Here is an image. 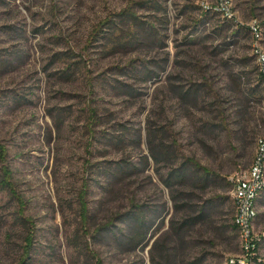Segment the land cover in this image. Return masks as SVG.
Returning a JSON list of instances; mask_svg holds the SVG:
<instances>
[{
  "label": "rangeland",
  "instance_id": "obj_1",
  "mask_svg": "<svg viewBox=\"0 0 264 264\" xmlns=\"http://www.w3.org/2000/svg\"><path fill=\"white\" fill-rule=\"evenodd\" d=\"M226 1L0 0V264H248L264 0Z\"/></svg>",
  "mask_w": 264,
  "mask_h": 264
},
{
  "label": "built area",
  "instance_id": "obj_2",
  "mask_svg": "<svg viewBox=\"0 0 264 264\" xmlns=\"http://www.w3.org/2000/svg\"><path fill=\"white\" fill-rule=\"evenodd\" d=\"M221 11L228 16L226 0H216ZM255 31V30H254ZM258 62L264 65V56L258 55ZM234 187L232 199L234 203V217L232 220L239 239L241 255L245 256L248 264L257 259L259 237L254 235V223L257 219V201L264 193V139L259 140L253 164L247 173L234 176L230 180ZM258 262H262L257 259ZM229 264H241L238 259H230ZM255 264V263H254Z\"/></svg>",
  "mask_w": 264,
  "mask_h": 264
},
{
  "label": "trees",
  "instance_id": "obj_3",
  "mask_svg": "<svg viewBox=\"0 0 264 264\" xmlns=\"http://www.w3.org/2000/svg\"><path fill=\"white\" fill-rule=\"evenodd\" d=\"M247 31H248V30H247ZM258 80H259L260 82L264 83V74H263V73H260V77H259ZM4 175L7 176V177H9V174H8L7 171L4 173ZM205 176L208 177L209 175L206 174ZM171 178H172V175L169 176V178L165 181V183L167 184V183L170 181ZM204 180H205V179H204ZM205 181H207V180H205ZM8 184H9V180H7L6 178H3V179L0 181V186H2V188H7V187H8ZM227 185L230 187V189H231V191H232V190H233V187H234L233 183H232L231 181H228V182H227ZM233 206H234V203H233ZM208 211H210V209H209L208 207L205 206L202 210H200V213L198 214V217H197V218H194V219H191V220H187V221H185V222L182 224V226H186V225H188V223H189L190 225H192V226H195V225H198V224L205 225V222H207V221L209 220V217H208V213H209V212H208ZM257 218H258V216H257ZM133 222H134L135 224L139 223V228H143V226L145 225V222L142 223L141 220H140L139 218H134ZM26 224H29V222L26 221ZM230 228H231L233 231H236V232H237V230H236L235 226L233 225V223H232V225H231ZM144 236H145V233L143 234L141 231L138 233V238H142V239H143ZM25 242L28 244V246H30L31 243H32V242H31V239H28V238L25 239ZM27 250H28V249H27ZM27 254H28V251H27ZM26 259H27V258L22 259L21 264H27V263L25 262ZM253 261H254L255 264H264L263 262H258V260H257L256 258H254ZM192 264H196V262H193ZM227 264H229V261H228Z\"/></svg>",
  "mask_w": 264,
  "mask_h": 264
}]
</instances>
